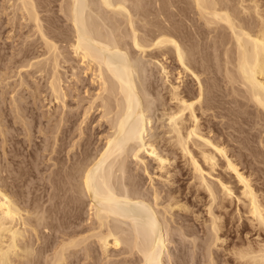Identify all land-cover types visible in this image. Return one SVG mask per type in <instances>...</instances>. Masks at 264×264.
Returning a JSON list of instances; mask_svg holds the SVG:
<instances>
[{"label": "bare ground", "instance_id": "bare-ground-1", "mask_svg": "<svg viewBox=\"0 0 264 264\" xmlns=\"http://www.w3.org/2000/svg\"><path fill=\"white\" fill-rule=\"evenodd\" d=\"M4 2L0 87L53 164L27 204L0 156V264H264V0Z\"/></svg>", "mask_w": 264, "mask_h": 264}, {"label": "rangeland", "instance_id": "rangeland-1", "mask_svg": "<svg viewBox=\"0 0 264 264\" xmlns=\"http://www.w3.org/2000/svg\"><path fill=\"white\" fill-rule=\"evenodd\" d=\"M4 2V0H0V4L2 3V2ZM5 6V2H4V4L2 3V5H0V14H4V16H6L7 15V13H3V10H4V6ZM3 9V10H2ZM4 11H6V10H4ZM7 12V11H6ZM1 16H3V15H1ZM1 16H0V25H3V30L2 31H4V32H2L3 34L1 35V41L2 42H0V52L2 51V50H4V47H5V49H7L8 47H13V48H16V47H20V45L21 44H23V43H21V42H23L22 41V38L23 37H19V36H22V33H20V31H19V28H18V30L16 29V31H15V28H14V26H13V24H11L10 22H7L8 20V18H6V17H8V16H6V17H3V18H1ZM4 18H5V21H3L4 20ZM2 19V20H1ZM2 21L3 22H5V23H10L12 26L10 27V24H5V23H3L2 24ZM6 25H8V28L7 27H4V26H6ZM6 28V29H5ZM10 29V30H9ZM5 30H8V32H10L11 30H13V32H12V34H14V35H12V34H10V33H7V31H5ZM18 32V33H15V32ZM31 35H32V33H30ZM11 35V36H10ZM13 36H15L14 38H13ZM24 36V35H23ZM8 38V40L9 41H6V39ZM9 38H11V39H9ZM19 38H21V39H19ZM18 39V40H17ZM21 42H20V41ZM4 41H6V42H4ZM13 44L15 45V46H13ZM17 44V45H16ZM7 47V48H6ZM3 48V49H2ZM7 51V50H6ZM9 71H3V72H1V73H5V74H7V75H5V77H7L9 74ZM10 76V75H9ZM202 76H204L205 77V75L203 74ZM4 77V76H3ZM188 79H187V83H190V82H193L192 81V79H191V81H190V78L189 77H187ZM190 81V82H189ZM190 84H193V83H190ZM195 84V83H194ZM223 84V83H222ZM1 86V85H0ZM12 88V87H11ZM11 88H10V90H11ZM7 89H9V88H7ZM7 89L6 88H3V87H0V99H3V98H5V97H7V98H5V102L1 105L2 107V111H1V115H2V119H3V116H5L4 117V119L6 120V118H9V120L7 121V122H5V121H3L2 123H3V127L4 126H6L5 128H7L8 130H9V132L10 133H8L7 135H10V136H8V138H7V141H5V143L3 142V137L1 136V138H0V156H1V159L4 161V157H3V155H4V153H9L8 155H7V158H10V160H12V159H14V162L13 163H7L6 164V161H4V163L6 164V165H9L8 167L10 168V171H18L19 173H21V179L23 180V183H22V189H23V191H24V193H25V197H22V198H24V199H26L25 201L27 202V204H28V202H29V204H31V202L33 201V199H35V197L36 196H38L39 194H40V192H39V194H37L36 195V193L38 192V189H40V188H46V189H50V186L51 185H49V183L47 184V182L46 181H49V174L50 173H46V172H50V169H49V167L53 164V161L51 162V161H49V159L50 158H52L53 157V155L51 154V156H50V150H51V148H50V146L52 145V140H50L51 139V134H50V132H46V133H40L39 131H38V128H34V126H35V122L33 121V120H31V119H26V121H29V122H26V123H30V122H32L33 124H31V127L29 128V129H32V130H29V132L27 133V134H30L29 135V137H32L31 138V140H32V143L29 141L30 139H28L27 137H28V135H26L25 133H22L23 131L24 132H26V129H25V127L23 126L24 124L22 123V121H19V120H17L16 118H15V115H14V113L13 114H11L12 113V110H11V106H13V105H11L10 103H11V101H10V98L11 97H9L11 94H9V95H7L8 93H6L7 92ZM2 90H3V92H2ZM30 90V89H29ZM21 92H22V90H21ZM24 92V93H23ZM20 95H19V97L21 98L22 97V100H23V98H25L24 100L25 101H23V102H25V104H28V101H29V103L30 104H28V106L30 107V108H35V116H38L37 117V119H41V117H42V119L41 120H43V122H44V124H46V125H48V123H52L53 122V120L50 122L49 120H48V115H46V111L45 110H47V102L45 103L46 105L44 106V103L43 102H40L39 101V103H37V106H36V104H34V99H33V97L30 95L31 94V92L30 91H23ZM30 92V93H29ZM4 93H6V96H4L5 94ZM3 95V96H2ZM2 96V97H1ZM4 100V99H3ZM6 101H8V102H6ZM27 101V102H26ZM22 102V103H23ZM6 103H8V104H6ZM33 104V105H32ZM9 105H10V107H9ZM32 106V107H31ZM6 107V108H5ZM46 107V108H45ZM10 110H9V109ZM37 108V109H36ZM41 110V111H40ZM40 113V114H39ZM213 114H215V113H213ZM14 115V116H13ZM13 116V117H12ZM44 118V119H43ZM46 118V119H45ZM3 119V120H4ZM15 121H14V120ZM215 120H213L214 122H215V124H216V122L217 123H219V124H217V127H220L219 125H221V127H222V124H220V121L221 122H223V121H225V119H222L221 118V120H219V118L217 119V118H214ZM219 120V121H217V120ZM48 122H47V121ZM13 121H14V123H13ZM17 121H19L20 122V124H19V122H17ZM6 123V124H5ZM8 123V124H7ZM17 123V124H16ZM14 125H17V126H14ZM20 126V127H19ZM11 127V128H10ZM11 129V130H10ZM23 131H22V130ZM36 130H37V132H36ZM15 132V133H13V132ZM30 132H32V133H30ZM40 133V134H39ZM21 134H23V135H21ZM26 136H25V135ZM33 134V135H32ZM46 134V135H45ZM42 135H44V136H42ZM14 137V140H12V142H11V140H9V138L10 137ZM22 137V138H18V137ZM37 136V137H36ZM48 136V137H47ZM48 138V140H46V138ZM26 138V139H25ZM36 138V139H35ZM45 138V139H44ZM2 139V140H1ZM25 139V140H24ZM8 141H10V142H8ZM25 141V142H24ZM45 141V142H44ZM2 142L4 143V146L5 147H7L6 148V151L7 152H5L4 151V149L1 147L2 146ZM28 142H30L31 144L30 145H32V146H30L29 145V143ZM34 142V143H33ZM35 142H36V145H34L35 144ZM39 142V143H38ZM24 143V144H23ZM6 144H7V146H6ZM11 145V146H10ZM18 145V146H17ZM35 146V147H34ZM48 146H49V148H48ZM162 146V145H161ZM17 147V148H16ZM28 147H30V148H28ZM13 148V149H12ZM44 148H48L47 149V151L46 150H43ZM29 149H31V150H29ZM27 150H29V151H27ZM24 151V152H23ZM44 151V152H43ZM28 152V153H27ZM39 154H38V153ZM49 152V153H48ZM24 153H26V154H24ZM43 153H44V155H43ZM11 154V155H10ZM29 154V155H28ZM46 154H47V156H46ZM39 157H38V156ZM40 155H42V156H40ZM19 156V157H18ZM16 157V158H15ZM45 157V158H44ZM48 158V159H47ZM42 159V160H41ZM44 160V161H43ZM45 160H47L46 162H45ZM38 162H41V163H38ZM51 162V163H50ZM24 163V164H23ZM21 164V165H20ZM14 165V167H12ZM35 166H37V167H35ZM49 166V167H48ZM46 167V168H45ZM12 168V169H11ZM28 169V170H27ZM9 170V169H8ZM36 170H39V171H36ZM30 172V173H29ZM179 173H181V172H179ZM178 173V174H179ZM38 174H40V175H38ZM43 174V175H42ZM45 174V175H44ZM47 174V175H46ZM39 176V177H38ZM44 176H45V178H47V179H45L44 178ZM48 176V177H47ZM180 176V177H179ZM179 176L177 175L176 177H177V179H179V181H180V183L182 184V185H184L185 183H186V178H185V176H183L182 175V173L181 174H179ZM182 176V177H181ZM19 177V176H18ZM184 177V178H183ZM28 178V179H27ZM46 180V181H44V179ZM32 179L34 180V181H32ZM39 179H42L41 180V182L42 183H38V180ZM146 182L148 181L147 179L145 180ZM144 181V182H145ZM29 182V183H28ZM40 182V181H39ZM148 184L147 185H145V188L146 187H148V185H149V181L147 182ZM35 184V185H34ZM40 184H42V185H40ZM45 185V186H44ZM48 185H49V187H48ZM42 186V187H41ZM35 188V189H34ZM38 188V189H37ZM30 189H32V190H30ZM36 191V192H35ZM48 193V192H47ZM30 194V195H29ZM28 195V196H27ZM32 195V196H31ZM35 196V197H34ZM31 197V198H30ZM34 197V198H33ZM45 200H47L48 199V197L46 196L45 198H44ZM29 200V201H28ZM188 201V203L191 205V206H193L194 204H193V202H192V199H188L187 200ZM50 203V202H49ZM49 203H46V204H48L49 205ZM196 208V210H199V207H195ZM85 214V213H84ZM56 233L57 232H53V234L51 235L52 237H51V240H49V242L50 243H53V242H56V240H54L55 239V236H56ZM54 234H55V236H54ZM58 234V233H57ZM200 234H202V233H200ZM176 239H178V238H176ZM175 240V239H174ZM57 241H59V239L57 240ZM183 243H178V244H171L170 246V252H171V255H173V258H172V264H206L205 263V260H206V257H205V255H204V253H203V251L201 250V249H195V251H193V250H191L192 249V245H190L189 244V242L188 241H182ZM188 244H187V243ZM175 243H177V242H175ZM185 243V244H184ZM174 245H177V246H179V247H175ZM183 245V246H182ZM36 246H39V244L37 245L36 244ZM187 246H189V247H187ZM175 248V249H174ZM178 248V249H177ZM182 248V249H181ZM188 248V249H187ZM180 251V252H179ZM197 251V253H194V252H196ZM176 252V253H175ZM183 252V253H182ZM191 252H192V254H193V256H192V254H191ZM49 253H51V251H49ZM48 253V254H49ZM177 254V255H176ZM190 254V255H189ZM176 255V256H175ZM181 255V256H180ZM204 257H203V256ZM175 256V257H174ZM180 257V258H179ZM179 260H178V259ZM205 258V259H204ZM193 259V260H192ZM188 260V261H187ZM167 261H168V259H167ZM177 261H179V262H177ZM187 261V262H186ZM192 261H194L193 263H191ZM168 263H170V262H166V264H168Z\"/></svg>", "mask_w": 264, "mask_h": 264}]
</instances>
